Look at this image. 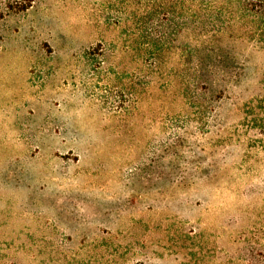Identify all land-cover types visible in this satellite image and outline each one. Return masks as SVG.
I'll use <instances>...</instances> for the list:
<instances>
[{
  "label": "rangeland",
  "instance_id": "1",
  "mask_svg": "<svg viewBox=\"0 0 264 264\" xmlns=\"http://www.w3.org/2000/svg\"><path fill=\"white\" fill-rule=\"evenodd\" d=\"M158 5L0 0V264H264V49L184 111Z\"/></svg>",
  "mask_w": 264,
  "mask_h": 264
},
{
  "label": "trees",
  "instance_id": "2",
  "mask_svg": "<svg viewBox=\"0 0 264 264\" xmlns=\"http://www.w3.org/2000/svg\"><path fill=\"white\" fill-rule=\"evenodd\" d=\"M158 6L160 82L166 81L162 69L171 66L182 110L215 112L244 70L234 44L254 42L264 49V0H160ZM145 13L151 15L148 8ZM261 84L262 92L242 111L264 135V78Z\"/></svg>",
  "mask_w": 264,
  "mask_h": 264
}]
</instances>
